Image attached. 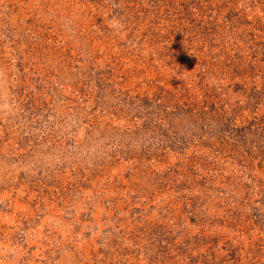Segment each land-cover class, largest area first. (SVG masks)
<instances>
[{
    "label": "rangeland",
    "instance_id": "1",
    "mask_svg": "<svg viewBox=\"0 0 264 264\" xmlns=\"http://www.w3.org/2000/svg\"><path fill=\"white\" fill-rule=\"evenodd\" d=\"M0 264H264V0H0Z\"/></svg>",
    "mask_w": 264,
    "mask_h": 264
}]
</instances>
